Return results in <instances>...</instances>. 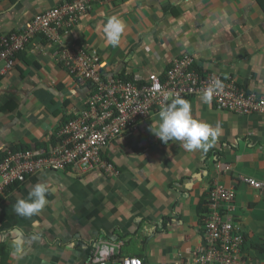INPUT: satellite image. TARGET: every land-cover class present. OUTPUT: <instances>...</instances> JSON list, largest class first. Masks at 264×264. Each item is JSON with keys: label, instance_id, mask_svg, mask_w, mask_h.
Returning <instances> with one entry per match:
<instances>
[{"label": "crops", "instance_id": "1", "mask_svg": "<svg viewBox=\"0 0 264 264\" xmlns=\"http://www.w3.org/2000/svg\"><path fill=\"white\" fill-rule=\"evenodd\" d=\"M63 1L0 0V37L20 32ZM112 15L126 25L116 46L103 32ZM67 41L100 53L113 71L145 77L164 74L176 58L191 54L202 71L231 76L264 94V0H110L84 13ZM87 98L57 44L36 37L18 54L13 71L0 77V154L17 147L48 150ZM185 99L195 118L220 124L207 152L163 143L149 130L156 110L105 151L116 174L36 171L0 196V264H91L103 240L124 246L114 240L115 229L132 236L125 250L147 255L148 264H187L206 248L198 206L217 182L236 189L235 225L247 238L251 262L264 264V114H237L201 96ZM214 148L223 152L220 158L208 155ZM41 182L49 188L45 208L32 217L15 213L16 201ZM151 239L148 253L144 246Z\"/></svg>", "mask_w": 264, "mask_h": 264}, {"label": "built area", "instance_id": "2", "mask_svg": "<svg viewBox=\"0 0 264 264\" xmlns=\"http://www.w3.org/2000/svg\"><path fill=\"white\" fill-rule=\"evenodd\" d=\"M110 0H65L37 14L20 32L0 37V77L11 73L18 54L39 35L58 46V56L78 87L88 89L83 109L68 121L57 145L10 153L0 158V196L13 185L24 183L36 171L69 170L86 173L104 169L116 174L115 164L105 159L104 150L125 135L138 121L147 119L176 95L202 96L216 81L212 101L218 108L241 115L264 114V94L240 86L231 76L223 77L196 67L191 54L176 58L164 74L136 75L143 83L124 81L96 52L67 41L68 31L94 4ZM41 156V157H39ZM248 183L261 186L250 179ZM237 191L218 182L210 189V212L204 217L206 248L187 264H253L243 254V236L234 223ZM91 264H145L138 256L123 254L121 242L103 240Z\"/></svg>", "mask_w": 264, "mask_h": 264}, {"label": "clouds", "instance_id": "3", "mask_svg": "<svg viewBox=\"0 0 264 264\" xmlns=\"http://www.w3.org/2000/svg\"><path fill=\"white\" fill-rule=\"evenodd\" d=\"M125 30V22L117 15L110 16L103 27L106 41L112 46L120 43ZM219 87H221L219 81L209 86L202 93V101L211 104L214 91ZM149 130L165 144L169 141H178L189 152L195 150L207 152L220 134V124L213 126L207 121L195 118L190 101L176 95L170 103L161 106L158 119L150 125ZM48 193L49 188L46 183H37L28 193L27 198L16 201L13 210L21 216L38 215L48 204Z\"/></svg>", "mask_w": 264, "mask_h": 264}, {"label": "trees", "instance_id": "4", "mask_svg": "<svg viewBox=\"0 0 264 264\" xmlns=\"http://www.w3.org/2000/svg\"><path fill=\"white\" fill-rule=\"evenodd\" d=\"M39 36H42V37H44L45 39H46V37L42 34V35H39ZM47 40V39H46ZM79 45L81 46V47H83V48H85L82 44H81V42L79 41ZM86 49V48H85ZM199 68V67H198ZM200 69V68H199ZM117 74H118V76L120 77V78H122L124 81H131V82H137V83H143V82H145V79H142L141 81H137L136 80V75H137V73H131V72H129L127 69L126 70H122V71H117L116 72ZM224 77V76H223ZM225 78V77H224ZM241 86V85H240ZM74 116H72V117H68L67 118V121H69L70 119H72ZM117 138H119V137H117ZM117 138H115V139H117ZM114 139V140H115ZM60 140H61V137L60 136H58L56 139H54V142L53 143H51V144H53V145H51L50 147H52V146H54V145H57L59 142H60ZM108 148V147H107ZM107 148L104 150V152H103V156L105 157V158H107L108 160H110V158L108 157V155L107 154H105V151L107 150ZM27 150H32V149H25L24 148V150H20V151H27ZM17 151H19V148L17 147V148H15V149H13V151L12 152H15V153H17ZM19 151V152H20ZM10 154H8V153H4V154H0V158L1 159H4V158H6V157H8ZM208 155H210V156H212V157H217V158H220L222 155H223V152L220 150V149H218V148H214V149H212V150H210V151H208ZM39 157H41V156H39ZM112 161V160H111ZM113 162V161H112ZM209 195H210V191H209ZM209 198H206V197H204L202 200H201V202L199 203V206H198V212H199V214H200V216H204L205 217V215L206 214H208L209 212H210V206H209ZM235 202V201H234ZM236 204V203H235ZM235 219V218H234ZM171 221V217H167L166 218V223H169ZM203 222V221H202ZM234 223H235V220H234ZM239 232H240V230H239ZM241 233V232H240ZM114 234H115V237H116V239H114V240H116V241H119V240H122L123 242H124V246L122 247V251H123V249H124V251H123V254H125V255H130V256H138V257H140V258H142V260H143V262L145 263V264H148V257H147V255H144V254H142V253H139V252H136V253H132V252H129V251H126L125 249L131 244V240H132V236L130 235V234H123L120 230H118V229H115V231H114ZM241 235L243 236V245H242V251H243V254L244 255H246V257L250 260V258H249V256L247 255V253H246V247H245V245H246V237H244V235L241 233ZM250 249V248H249ZM254 249V248H253ZM251 250V249H250ZM248 251V250H247ZM2 256V255H1ZM4 258V257H3Z\"/></svg>", "mask_w": 264, "mask_h": 264}, {"label": "rangeland", "instance_id": "5", "mask_svg": "<svg viewBox=\"0 0 264 264\" xmlns=\"http://www.w3.org/2000/svg\"><path fill=\"white\" fill-rule=\"evenodd\" d=\"M153 242H155L154 239H151L150 241L147 242V244L144 246L147 249V252L150 253L151 252V245H153ZM141 249V246H138ZM138 248V249H139ZM142 250H144L142 248Z\"/></svg>", "mask_w": 264, "mask_h": 264}]
</instances>
